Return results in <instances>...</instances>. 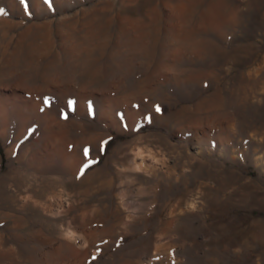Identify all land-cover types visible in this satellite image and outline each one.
Returning <instances> with one entry per match:
<instances>
[{
  "label": "rangeland",
  "instance_id": "374dc122",
  "mask_svg": "<svg viewBox=\"0 0 264 264\" xmlns=\"http://www.w3.org/2000/svg\"><path fill=\"white\" fill-rule=\"evenodd\" d=\"M50 3L0 0V264H264V0Z\"/></svg>",
  "mask_w": 264,
  "mask_h": 264
},
{
  "label": "snow or ice",
  "instance_id": "6c2138e0",
  "mask_svg": "<svg viewBox=\"0 0 264 264\" xmlns=\"http://www.w3.org/2000/svg\"><path fill=\"white\" fill-rule=\"evenodd\" d=\"M20 3L24 6L25 13L26 14H30L29 0H20ZM45 3L49 4L50 7L52 6L51 3H50V0H45ZM0 15H7V13L4 12L2 9H0ZM44 103H45V105H47L49 103V101L45 100ZM156 111L157 112L161 111L159 106L156 107ZM63 118H67L66 115ZM122 119H123V117H122ZM107 143H108L107 141H104L102 143L101 149H100L101 153L104 152V145H106ZM84 155H85L86 159H88V162L86 164H84L83 167L81 168L80 176L84 175L85 170L88 169L91 165H93V164L98 162V161H96L94 159H89V149H87V148H85V150H84ZM77 178H79V176ZM93 259H95V257H93Z\"/></svg>",
  "mask_w": 264,
  "mask_h": 264
},
{
  "label": "bare ground",
  "instance_id": "6f19581e",
  "mask_svg": "<svg viewBox=\"0 0 264 264\" xmlns=\"http://www.w3.org/2000/svg\"><path fill=\"white\" fill-rule=\"evenodd\" d=\"M182 8H183V7H182ZM178 11L180 12V11H183V10H181V9L179 8V10H178ZM71 250H72V249H71ZM73 252H74V251H73ZM75 252H76V251H75ZM73 254H74V253H73ZM77 261H79V260H77ZM79 264H80V263H79Z\"/></svg>",
  "mask_w": 264,
  "mask_h": 264
}]
</instances>
